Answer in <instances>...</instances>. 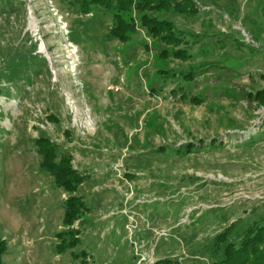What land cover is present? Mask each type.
Segmentation results:
<instances>
[{"label": "rangeland", "instance_id": "374dc122", "mask_svg": "<svg viewBox=\"0 0 264 264\" xmlns=\"http://www.w3.org/2000/svg\"><path fill=\"white\" fill-rule=\"evenodd\" d=\"M193 1V15L166 14L190 35L180 60L158 58L164 46L143 30L128 42L110 37L101 8L0 0L2 264H209L228 224L237 242L264 221V106L244 96L264 87V0ZM160 68L192 69L185 89L201 102L172 96L178 82ZM40 132L88 176L72 249L86 252L83 263L55 252L66 194L39 167ZM199 139L216 141L172 150Z\"/></svg>", "mask_w": 264, "mask_h": 264}, {"label": "trees", "instance_id": "16d2710c", "mask_svg": "<svg viewBox=\"0 0 264 264\" xmlns=\"http://www.w3.org/2000/svg\"><path fill=\"white\" fill-rule=\"evenodd\" d=\"M70 5H75L81 14L93 12L96 8H101L110 14V24L108 35L120 42H128L132 35L143 30L153 42L162 44L164 47L159 51L158 58L167 56L184 60L188 57L186 45L190 35L182 32L174 26L173 20L166 14H190L197 13L198 7L193 0H65ZM248 46V45H247ZM145 49H148L144 45ZM162 79L168 78L178 82L170 91L172 96L178 95L180 99H188L191 103H200L198 95H188L185 87L194 81L192 69L186 71H176L170 69H158ZM264 78V75H261ZM153 91V88H150ZM0 88V95L2 94ZM245 94V93H244ZM248 100L254 101L264 106V87L255 91H248L244 95ZM49 119H56L49 116ZM262 128V125L260 126ZM260 128V129H261ZM69 135L68 130L63 132ZM67 138V137H66ZM198 142H186L175 146L172 150L181 152H192L203 147H213L212 143L204 144L202 140ZM33 143L37 154L40 156L39 167L52 177L55 186L60 187L66 194L63 200L62 227L55 233L57 240L54 248L56 254H61L66 250H71L75 257L80 256L82 263L86 261L83 255L86 252L73 253L72 249L79 241V229L74 227L75 221L89 211L87 204L76 191L79 185L88 177L86 173L79 171L72 164V155L69 152L61 151L57 144L46 135L40 132ZM221 145V143H220ZM162 148L159 147V151ZM196 220V219H195ZM198 222L203 220L197 218ZM191 223H195L191 221ZM235 223L228 224L212 239V256L219 255L218 258L211 257L209 264H264V221L252 222L241 234L240 240L230 239ZM178 227V226H177ZM6 250V240L0 236V264H2V254ZM150 264H182L179 260L170 257L156 258ZM192 264L200 263L197 260Z\"/></svg>", "mask_w": 264, "mask_h": 264}, {"label": "bare ground", "instance_id": "6f19581e", "mask_svg": "<svg viewBox=\"0 0 264 264\" xmlns=\"http://www.w3.org/2000/svg\"><path fill=\"white\" fill-rule=\"evenodd\" d=\"M29 22H31V21H29ZM33 24V23H32ZM32 27V26H31ZM31 30V29H30Z\"/></svg>", "mask_w": 264, "mask_h": 264}]
</instances>
